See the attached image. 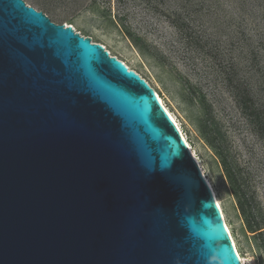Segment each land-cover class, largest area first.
Wrapping results in <instances>:
<instances>
[{"label": "water", "instance_id": "water-1", "mask_svg": "<svg viewBox=\"0 0 264 264\" xmlns=\"http://www.w3.org/2000/svg\"><path fill=\"white\" fill-rule=\"evenodd\" d=\"M0 264H242L155 88L26 0H0Z\"/></svg>", "mask_w": 264, "mask_h": 264}, {"label": "rangeland", "instance_id": "rangeland-1", "mask_svg": "<svg viewBox=\"0 0 264 264\" xmlns=\"http://www.w3.org/2000/svg\"><path fill=\"white\" fill-rule=\"evenodd\" d=\"M26 1L147 79L211 181L239 255L264 264V0Z\"/></svg>", "mask_w": 264, "mask_h": 264}, {"label": "bare ground", "instance_id": "bare-ground-1", "mask_svg": "<svg viewBox=\"0 0 264 264\" xmlns=\"http://www.w3.org/2000/svg\"><path fill=\"white\" fill-rule=\"evenodd\" d=\"M126 63H127L128 66H129V63H128L127 61H126ZM158 96H159V94H158ZM159 100H160V102L162 103V105L164 106V108L166 109V111L170 114L171 118L173 119V121L175 122V124L177 125V127L179 128V130H180V132L182 133L183 137L185 138V140H186V142H187V144H188V146H189V149H190V151H191L193 157L195 158V160H196L197 163L199 164V166H200V168H201L203 174L205 175V178L207 179V181L209 182L210 186L212 187L213 192H214L215 197H216L215 189L213 188V185H212L211 181L208 179V177H207V175H206V173H205V170L203 169V167H202V165H201L199 159H198L197 156L195 155V152L193 151L192 146L190 145V143H188V140H187L185 134L183 133V131H182V129H181V127H180V125H179L177 119L175 118V116L173 115V113L168 109V107L165 105V102L163 101V98L161 97V95L159 96ZM216 199H217V197H216ZM217 202H218V200H217ZM218 204H219V202H218ZM219 206H220V204H219ZM220 208H221V206H220ZM221 211H222V209H221ZM222 213H223V211H222ZM229 231H230V230H229ZM231 238H232V236H231ZM232 240H233V238H232ZM233 242H234V241H233ZM234 244H235V242H234ZM235 246H236V245H235ZM236 248H237V247H236ZM239 256H240V258H241L242 264H245V261H244L243 257H242L241 255H239Z\"/></svg>", "mask_w": 264, "mask_h": 264}]
</instances>
